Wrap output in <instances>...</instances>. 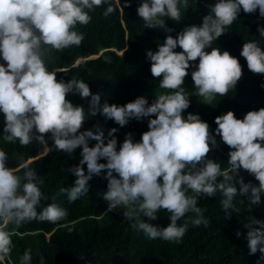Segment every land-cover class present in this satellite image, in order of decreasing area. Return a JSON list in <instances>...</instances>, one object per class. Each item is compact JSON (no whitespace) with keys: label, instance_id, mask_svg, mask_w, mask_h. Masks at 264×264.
Listing matches in <instances>:
<instances>
[{"label":"clouds","instance_id":"obj_1","mask_svg":"<svg viewBox=\"0 0 264 264\" xmlns=\"http://www.w3.org/2000/svg\"><path fill=\"white\" fill-rule=\"evenodd\" d=\"M113 2L0 0V60L6 62L0 63V114L4 117L0 139L18 141L21 146L36 141L51 151L44 135L50 133L52 147L57 151L72 154L81 148L79 164L67 169L76 179L60 192L67 194L69 203L75 202L89 192V180L107 170V190L102 194L107 211L122 210L130 227L149 239L179 243L189 223L207 227L204 209L198 206L201 196L220 193L221 208L229 216L232 211L239 212L233 204L238 195L246 197L250 205H260L264 195V107L248 111L243 118L231 110L215 118V134L230 149L227 169L209 158L216 136L209 131L208 122L198 113H184L190 106V95L213 104L217 96H227L236 88L242 77L239 59L212 45L237 20L241 10H258L264 18V0H215L208 5L210 11L200 24L187 25L176 36L167 35L158 50L146 52L152 76L160 78L159 88L167 91L156 95L151 103L141 95L123 105L101 102V95L93 93L84 80H58L56 74L60 70H49L45 60L51 50L79 46L83 34L75 26L87 25L90 11L101 5H107L103 15L109 16L114 11ZM115 3L121 5V0ZM189 7V0H142L137 14L145 27L163 28L171 33L174 29L166 25V19L181 21L182 10ZM258 33L264 38V26L258 28ZM178 46L181 51H176ZM240 56L246 60L249 71L264 74V47L257 41H246ZM197 59L198 63H193ZM190 67L194 89L186 92L184 81ZM69 93L82 99L90 97L89 117L99 113L121 127L131 119L148 118V130L139 140H134L132 133L126 134L119 148L115 127L107 137L99 125L96 131H80L86 120L85 107L67 99ZM90 140L96 141L94 146H90ZM7 159L6 152L0 150V264H4L12 249L10 234L3 226L32 220L57 223L67 217V211L56 203L41 205L46 199L39 186L43 180L29 163L9 168ZM21 169L23 174L18 175ZM241 169L253 175L258 185L245 183L239 175ZM162 209L170 213L167 226L151 223ZM188 213L193 215L178 224ZM243 227L248 229L245 239L249 254L259 252L257 264H261L264 221L251 217ZM235 234L242 235L239 230ZM31 262V250L26 249L19 264ZM39 264H45L43 255Z\"/></svg>","mask_w":264,"mask_h":264},{"label":"trees","instance_id":"obj_2","mask_svg":"<svg viewBox=\"0 0 264 264\" xmlns=\"http://www.w3.org/2000/svg\"><path fill=\"white\" fill-rule=\"evenodd\" d=\"M141 2L142 0H129L125 4V0H121V5H117L114 0V11L107 17L103 15L107 5L90 11V22L75 26V30L83 34L79 46L51 50L46 54L49 70H60L56 74L58 80H84L93 93L101 95V102L106 100L109 104L123 105L144 95L151 103L157 94L167 90L160 89V78L152 76L151 62L146 58L147 50L156 51L167 35L176 36L185 26L200 24L202 17L210 11L208 5L215 3V0H189L190 7L187 11L182 10L181 21L166 19V25L174 29L171 33L163 28L145 27L137 14V7ZM260 26H264V18L259 16L258 10L253 13L241 10L237 20L213 42L212 47L228 50L239 59L242 77L235 89H231L227 96H217L213 104L202 102L194 94L190 95V106L184 113L185 116L189 112L198 113L202 120L208 122L209 131L216 136V145L208 155L220 163L222 169L229 167L227 161L230 149L215 134V118L229 110L238 118H243L248 111L264 107V74L249 71L246 60L240 56L246 41L255 40L264 47V38L258 33ZM176 51H181L179 46ZM0 63L6 62L0 60ZM193 63H198V59ZM192 70L190 67L185 77L186 92L194 89ZM67 99L74 105L85 107L86 120L80 131H96V126L99 125L107 137L109 130L115 127L118 129L114 133L118 148L126 134L132 133L134 140H139L142 133L148 130V118L140 121L131 119L121 127L113 120H105L99 113L89 117L87 107L90 97L82 99L78 94L69 93ZM3 129L4 117L0 114V136L3 135ZM44 135L51 151H46L36 141L21 146L18 141L11 143L2 139L0 150L6 152V165L9 168L29 163L43 180V184L39 186L46 199L42 200L41 205L56 203L67 211V217L57 223L32 220L20 225L9 223L3 226L12 240L11 253L4 264H19L26 249L31 250V264H39L41 255L45 258V264H257L260 253L249 254L245 239L248 229L243 227V223L251 217L264 221V195L258 206L250 205L246 197L236 196L233 204L239 212L229 210L232 211L231 216L221 208L220 193L213 197L201 196L198 198V206L204 209V216L209 221L207 227L203 224L192 226L189 223L179 243L159 238L149 239L130 227L122 210L107 211V202L102 195L107 190V180L104 178L107 170L89 180L88 193L69 203L67 194L61 193L60 189L73 185L76 177L67 169L79 164L82 158L81 148L78 147L72 154L57 151L52 147L50 133ZM95 143V140L89 141L90 146ZM83 167L87 170L86 164ZM17 174L22 175L23 169ZM239 175L245 183H259L244 169L240 170ZM237 188L239 189V184ZM38 210H41L40 207ZM157 215V219L150 222L167 226L170 213L162 209ZM192 215L186 214L178 224L188 221ZM237 230L242 233L240 237L235 234Z\"/></svg>","mask_w":264,"mask_h":264},{"label":"rangeland","instance_id":"obj_3","mask_svg":"<svg viewBox=\"0 0 264 264\" xmlns=\"http://www.w3.org/2000/svg\"><path fill=\"white\" fill-rule=\"evenodd\" d=\"M158 95V94H157Z\"/></svg>","mask_w":264,"mask_h":264}]
</instances>
